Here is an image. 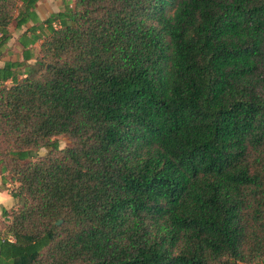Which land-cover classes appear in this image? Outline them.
Returning <instances> with one entry per match:
<instances>
[{
    "label": "trees",
    "instance_id": "trees-1",
    "mask_svg": "<svg viewBox=\"0 0 264 264\" xmlns=\"http://www.w3.org/2000/svg\"><path fill=\"white\" fill-rule=\"evenodd\" d=\"M36 2L0 0V264H264V0Z\"/></svg>",
    "mask_w": 264,
    "mask_h": 264
},
{
    "label": "crops",
    "instance_id": "crops-1",
    "mask_svg": "<svg viewBox=\"0 0 264 264\" xmlns=\"http://www.w3.org/2000/svg\"><path fill=\"white\" fill-rule=\"evenodd\" d=\"M67 3L71 5L72 2L69 0H37L34 6V12L39 21L45 19L51 13H55L63 9L64 4ZM33 23L31 21L26 22L24 25L19 28L14 29L12 25L8 26V30L10 31L9 39L0 46V66L4 62L11 61H21V49L22 46L19 43V40H26L29 36V32L26 34H22L28 27H30ZM53 25L57 26L56 23ZM44 29V24L41 26ZM37 31V30H36ZM45 31V29H44ZM40 40H37L34 44L28 45L29 52L33 53L38 46ZM33 59L29 58L26 60V63H32ZM8 186V183H7ZM15 203V200L8 194V192L1 188L0 185V211L1 209H8Z\"/></svg>",
    "mask_w": 264,
    "mask_h": 264
},
{
    "label": "rangeland",
    "instance_id": "rangeland-1",
    "mask_svg": "<svg viewBox=\"0 0 264 264\" xmlns=\"http://www.w3.org/2000/svg\"><path fill=\"white\" fill-rule=\"evenodd\" d=\"M69 1L71 2V0H69ZM55 139L57 140V143H58L59 147H63L67 143L65 138L62 137V136H56ZM45 151L46 150L44 148H39V149L36 150L35 155H43L45 153ZM32 155H34V151L30 150L28 152V158H30ZM12 185H13V183H9L8 182V186L7 187L10 188Z\"/></svg>",
    "mask_w": 264,
    "mask_h": 264
},
{
    "label": "built area",
    "instance_id": "built-area-1",
    "mask_svg": "<svg viewBox=\"0 0 264 264\" xmlns=\"http://www.w3.org/2000/svg\"><path fill=\"white\" fill-rule=\"evenodd\" d=\"M7 240H12V237L8 236V237H7Z\"/></svg>",
    "mask_w": 264,
    "mask_h": 264
},
{
    "label": "water",
    "instance_id": "water-1",
    "mask_svg": "<svg viewBox=\"0 0 264 264\" xmlns=\"http://www.w3.org/2000/svg\"><path fill=\"white\" fill-rule=\"evenodd\" d=\"M60 220H58L56 223H58Z\"/></svg>",
    "mask_w": 264,
    "mask_h": 264
}]
</instances>
